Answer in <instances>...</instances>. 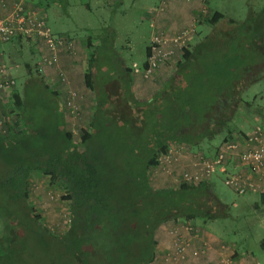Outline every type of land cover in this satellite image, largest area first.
I'll return each mask as SVG.
<instances>
[{"label": "trees", "instance_id": "16d2710c", "mask_svg": "<svg viewBox=\"0 0 264 264\" xmlns=\"http://www.w3.org/2000/svg\"><path fill=\"white\" fill-rule=\"evenodd\" d=\"M222 19L219 11L207 10L195 23L216 25ZM207 38L210 43L214 37ZM202 44L191 50L187 40L180 59L164 66L170 76L148 99L133 90L132 76L143 79L140 73L120 67L104 79L105 67L91 51L84 85L95 104L88 128L76 136L65 119L60 122L54 103L43 105L44 114L56 113L41 122L28 96L13 92L12 111L0 97L5 116H0L5 130L0 132V264H152L160 225L219 216L222 204L213 199L208 182L155 189L149 180L157 175L159 153L170 145L183 144L207 157L216 150L209 151L218 134L225 133L223 141L235 138L231 106L245 102L237 93L253 66L239 69L241 63L238 67L235 58L233 63L214 48L220 58L213 52L200 56ZM113 81L118 85H110ZM37 83L57 102L55 92L40 79ZM107 84L117 93L105 89ZM38 176L66 192L63 233L43 224L28 200L29 180ZM259 196L263 201L264 194ZM260 245L264 250V240Z\"/></svg>", "mask_w": 264, "mask_h": 264}, {"label": "rangeland", "instance_id": "374dc122", "mask_svg": "<svg viewBox=\"0 0 264 264\" xmlns=\"http://www.w3.org/2000/svg\"><path fill=\"white\" fill-rule=\"evenodd\" d=\"M24 2L30 9L41 10L44 13L46 23L55 36H69L76 44L85 45L87 53L82 56L86 59L91 51L96 50L100 65L105 67L101 73L104 79H109L113 74L111 71L115 69L130 68L133 62L142 66L146 57L145 49L153 31L150 24L154 23L159 5V0H24ZM206 6L208 11L222 13L224 19L216 25L203 21L195 24L191 32L193 38L188 47L192 50L196 45L203 43L200 46L202 49L200 56L206 52L209 55L213 52L219 56L214 48L219 52L227 53L233 63L236 60L238 67V63H241L239 69L253 66V69L245 75L242 90L237 93V97L249 103V107L240 100L231 106L232 120L237 129L232 135L237 138L248 130L250 124L258 123V116L264 104V38L258 37L259 32L253 30L254 24L260 23L257 21L258 16L260 20H264V0H208ZM228 20H233V23L229 24ZM217 32L221 35L216 34ZM211 36L214 38L208 43L207 37ZM87 42L91 45L89 49L86 48ZM32 47L36 50L33 53L30 50ZM222 48L224 49L221 50ZM16 49L19 52L8 60V68L15 80L16 92L21 97H29L28 101L33 106L30 110L32 112L35 110L37 113V117L33 115L36 120L42 122V119L46 118L45 114L52 118L53 113L56 112H51L49 115L47 110H44V114L43 105L51 106L54 103L56 111L59 112L62 102L57 99V102H52L50 99L54 98L44 92L37 83L38 79L44 81L46 78L39 70L40 48L28 40L21 39ZM206 49L208 50L205 51ZM181 54L175 59L179 60ZM83 65L86 66L85 63ZM114 83L117 84L113 81L110 85ZM110 85L107 84L105 89L111 94L114 92L116 94L117 89L115 90V87L111 89ZM78 93L82 113L79 126L83 127L88 125L95 97L88 89ZM114 97L118 100L117 95ZM50 106L48 110H51ZM224 136L225 133L218 134L211 141L210 152L223 142ZM158 176L160 174L149 177L153 188L176 185L171 178L158 179ZM208 183L213 199L222 204L218 206L219 216L205 223L202 218H196L192 221V225L219 238L238 254L251 253L261 264H264V250L260 245L264 240V201L258 195L236 194L224 184L221 176H213ZM56 186L50 185L48 179L43 176L31 178L28 200L43 224L51 229L60 221V228L54 231L63 233L68 226L69 202L64 199L66 192ZM47 192L56 194L58 198L54 201L50 200L46 195ZM173 227V222H167L160 225L156 231L157 241L160 239L159 234L166 233L169 236L165 251L171 246L170 231ZM211 251L207 254L209 258L213 257Z\"/></svg>", "mask_w": 264, "mask_h": 264}, {"label": "built area", "instance_id": "2783aa9c", "mask_svg": "<svg viewBox=\"0 0 264 264\" xmlns=\"http://www.w3.org/2000/svg\"><path fill=\"white\" fill-rule=\"evenodd\" d=\"M168 0H159L156 12L164 11ZM202 7L197 17L202 19L207 12L206 1L199 0ZM2 7L6 6L5 0H0ZM153 29L145 62L140 66L132 63L134 73H140L143 79H151L159 69L172 63V58L177 53H182L193 28L184 29L179 33L169 36L165 31H156L155 24L151 22ZM17 39H25L42 45L40 52L39 70L42 73L52 71L64 91L63 108L67 129L72 136L79 134V126L82 118L80 109V95L71 86L65 71L60 67L62 53H73L75 41L64 35L55 36L46 23L44 13L37 9H30L24 0L13 1L7 11L0 16V46ZM15 80L10 75L8 68L2 59L0 51V97L8 106L9 99L15 92ZM10 110V106L8 109ZM14 114L13 112L11 113ZM3 120L0 119V132L5 133ZM156 173L169 177L175 184L185 183L197 186L208 182L213 176H221L226 186L238 195L264 194V120L249 125L248 130L233 140L223 141L213 154L204 156L200 152H193L183 144L170 145L157 158ZM50 200H56L57 195L47 192ZM171 229V246L163 253V260L171 264L196 261L203 259L202 264H261L253 258L251 253H245L240 263L235 259V250L231 249L223 241H217L213 248L212 241L216 238L207 234L204 230L192 226L187 222H173ZM63 225V224H62ZM61 222L53 225L51 230H58ZM212 240H210V238ZM200 241L201 245L195 246ZM213 257H207L210 251Z\"/></svg>", "mask_w": 264, "mask_h": 264}, {"label": "crops", "instance_id": "0c3cea01", "mask_svg": "<svg viewBox=\"0 0 264 264\" xmlns=\"http://www.w3.org/2000/svg\"><path fill=\"white\" fill-rule=\"evenodd\" d=\"M13 1H16V0H5V3H6L5 7H2L0 5V16H2L7 11V9L10 7ZM201 7H202V3L199 0H168L164 11L159 14L157 13V15L155 16L154 18L155 26L159 31H165V33H167L169 36H173L184 29L193 28L194 30V25L197 23H194L193 19L198 16ZM258 19L259 20L257 21H260V23L256 22L253 26V30L255 32H259V35L257 36L263 39L264 38L263 36L264 20L262 19L260 20L259 16H258ZM192 38L193 37L190 34L188 38V44L191 42ZM29 42L35 45L36 47L38 46V48H40V50L42 51L43 48L41 44L38 45V43L33 42V41H29ZM20 43H21V40H14L10 43L2 44L0 46V51L2 53V59L7 68L9 67L8 60L11 59V56L13 54L19 52L18 49H16V47ZM30 50L33 53L35 49L34 47H32ZM86 53H87V50H85V45L81 46L80 44H75V50L73 53L65 52V53H62L60 56V67L65 71V73L67 74V77L70 80L71 86L77 92L79 91L82 92L86 90V87L84 85L85 67L83 63L86 64L87 59L84 56H82L83 54L86 55ZM177 57H179V53L175 54L172 59L175 60V58ZM9 69L10 68H8V71L10 73ZM168 70L169 69L167 67L163 66L161 69H159L158 73L154 77H152L150 80H144L138 75L132 76L134 92L139 97H142L143 99L150 98L154 93H156L159 90L163 82L168 78L170 74V70L169 71ZM44 75L46 76V78L43 81L44 84H46V86H48V88L52 92H55L57 94L56 95V97L58 98L57 100H61L62 102L64 100L65 95H64L62 86L58 82L57 77L52 73V71H49ZM82 87L84 89H82ZM15 92H16V89H15ZM1 103L2 101L0 99V105ZM59 115H60V122H62V120L65 119V113L63 111L62 106L59 110ZM0 116L1 117L4 116L3 111L1 110V107H0ZM14 118L15 117H12V122L15 120ZM258 120L259 121L264 120V104L261 107V114L258 116ZM17 128L19 130L22 128V126L18 125L16 126V129ZM163 226H161V228H164ZM168 237L169 236L166 235V233L159 234L160 239H158L157 241L156 255H155V258L152 264H171L163 260V253L165 252V248L168 247L167 245L169 243ZM210 240L212 239L210 238ZM219 240L220 239H216V241L211 242L213 248L218 244L217 241ZM194 245L199 246L201 245V242L198 241ZM211 254H212V251H211ZM242 256H244V254H240V253L238 254L235 251V259L237 261L239 260V263H240ZM254 259L258 260L256 257ZM202 263H203V259H197L196 261L192 260L189 262H182L178 264H202Z\"/></svg>", "mask_w": 264, "mask_h": 264}, {"label": "clouds", "instance_id": "9594fccd", "mask_svg": "<svg viewBox=\"0 0 264 264\" xmlns=\"http://www.w3.org/2000/svg\"><path fill=\"white\" fill-rule=\"evenodd\" d=\"M208 9V8H207Z\"/></svg>", "mask_w": 264, "mask_h": 264}]
</instances>
